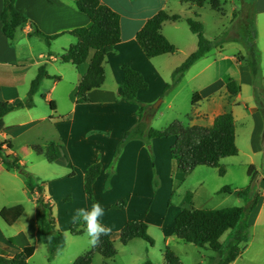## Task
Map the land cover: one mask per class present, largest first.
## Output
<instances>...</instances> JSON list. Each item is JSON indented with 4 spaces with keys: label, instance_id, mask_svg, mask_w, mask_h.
<instances>
[{
    "label": "crops",
    "instance_id": "crops-1",
    "mask_svg": "<svg viewBox=\"0 0 264 264\" xmlns=\"http://www.w3.org/2000/svg\"><path fill=\"white\" fill-rule=\"evenodd\" d=\"M78 1L16 0V9L29 22L21 26L15 40L10 41L2 29L1 14L4 0H0V100L8 103L24 102L32 82L42 67H45L50 76L42 80L34 96L32 108L16 110L4 117V128L0 129V143H11L13 150H8L7 146L5 149L24 167L26 162L20 158L22 150L26 148L31 150L32 146L49 143L60 145L73 168H69L63 159L52 163L61 169L54 172L55 176H51L47 181L45 188L47 199L56 192L51 182H60L65 188L67 199L73 201L76 196L80 201V208L91 210L93 202L99 203L107 213L105 218L100 219V223L108 229H112L113 224L117 231H121L126 223L133 220H143L149 225L154 216H159L154 213V201L148 208L151 194L155 192L156 199L161 189L166 188L165 184L168 183L171 189L174 187L175 166L172 147L176 143V137L132 140L123 147L117 158L118 148L126 132L139 122L140 104L152 106L158 99H162L161 104L155 109L154 117L162 115L161 107L167 103L168 109L173 108L172 102L191 70L175 88L166 93L168 85L172 84L174 71L182 65V60L175 57L180 52L179 45L182 39L188 42L187 52L184 54L187 58L194 53L196 47L193 37L184 34L181 24H187L186 20L189 18L181 16L178 7L182 8L184 4L193 5L183 0H174L173 3V0H100L103 5L120 14L122 40L115 51L106 57L104 64L106 80L102 88L95 89L89 94L90 103L78 104L73 102L72 95L79 84L80 75L75 66L61 61L64 52L77 43V39L70 33L92 25L90 18L78 10ZM162 11L182 17L178 22L164 23L162 28L163 35L176 46L177 52L148 59L137 41V34L151 18ZM254 16L258 31L256 44L261 52L260 64L263 65L264 0H255ZM36 29L47 36L57 38L49 45L34 34ZM125 64L141 73L148 83V89L138 93L137 100L140 104L118 98V89L124 82L122 66ZM208 68L209 65L206 64L193 78L201 76ZM211 87L210 85L204 90ZM196 94L199 98L195 105L192 100L194 120L191 126L212 127L215 119L226 113L224 106L210 105L207 109L211 111L208 112L204 107V101L208 96ZM170 96L172 99L169 100ZM228 96L232 99L230 95ZM233 115L236 117L235 112ZM255 118L260 135L263 132V125L259 111H255ZM97 163L102 165V170L93 187L92 202L84 191V181L86 171ZM156 180L160 182L158 187L155 185ZM23 194L31 196L33 203L38 206L36 195L30 194L23 178L17 172L8 171L0 161V212L4 208L24 203L21 200ZM16 195L22 196L16 198ZM123 199L127 200L128 205L122 210L123 213H117L112 209V205ZM134 202L137 207L131 210ZM258 204L261 205L260 214L264 207V194ZM26 211L25 208L22 217L14 224L20 226L18 231L12 236L0 237L2 251L0 255L12 258L25 247L34 246L35 253L29 259L30 262L45 245L40 237L39 209L37 227L32 236L34 240H31L29 230L22 221ZM180 213L175 215L174 226ZM73 217L74 215L70 216L69 225L75 222ZM258 218L259 216L256 217L254 224L258 222ZM160 220L164 227L167 220L165 218ZM248 221H251L250 217ZM56 226L58 228V225ZM166 237L168 244L175 235L173 233ZM250 245H247L243 254L233 264H238L243 259ZM98 256L95 257L94 264Z\"/></svg>",
    "mask_w": 264,
    "mask_h": 264
},
{
    "label": "trees",
    "instance_id": "trees-1",
    "mask_svg": "<svg viewBox=\"0 0 264 264\" xmlns=\"http://www.w3.org/2000/svg\"><path fill=\"white\" fill-rule=\"evenodd\" d=\"M198 8L210 5L211 9L221 13L223 10L222 0H183ZM78 10L86 14L92 21L91 27L78 28L71 32L77 39V43L67 49L61 56V61L75 66L80 75L79 84L72 95V100L78 104L90 103L89 94L100 89L105 83L106 72L104 68L108 54L115 51L116 46L121 42V16L100 0H79ZM199 17V16H197ZM182 19L180 15H170L162 11L151 18L137 34V41L148 59H154L163 55L176 54L177 48L170 43L163 35L162 28L166 22H178ZM2 29L4 35L14 41L18 29L27 24L28 19L16 9V0H4V8L1 14ZM191 32L198 37V49L191 54L187 60L173 73L172 84L168 85L166 93L175 88L184 78L185 74L194 66L196 62L204 58L214 48L223 44V41L213 42L204 36V25L198 20L189 18L186 20ZM255 25V22L252 23ZM34 34L51 44L57 37L47 36L38 29ZM257 33L254 30L252 42H242L237 35L234 40H240L247 52V62L251 73L257 75L261 62V52L256 45ZM255 39V40H254ZM243 40V39H242ZM246 58V57H245ZM124 82L118 89V98L129 103L140 104L137 100L138 93L148 89V83L143 75L133 70L129 65L122 66ZM50 78L45 67H42L35 80L32 82L30 91L24 102L8 103L0 100V129L4 128L3 119L13 111L32 108L34 106V96L37 94L42 80ZM228 94L237 97L241 93V87L235 82L227 84ZM198 94L193 97V104L197 103ZM54 109L53 103H51ZM140 120L135 127L126 132L123 141L118 148L117 158L123 147L132 140H147L154 138L176 137V143L172 147L174 156V178L177 183L183 182L185 178L193 173L198 167L206 166L219 170L221 175L226 171L221 166V161L235 157L239 154L236 144V121L232 112L219 115L212 127L186 126L183 122L176 120L167 128L157 130L150 127V121L155 116V109L152 106L140 104ZM13 150L11 143H0V161L8 171L17 172L24 180L30 194L36 195V202L39 208V230L42 243L48 250V260L52 261L66 246V235L56 226L52 203L46 198V183H39L33 173L27 171L20 161L14 158L5 149ZM39 157H44L48 163L52 164L63 159L69 168H73L68 161L62 147L56 143L47 145H36L31 147ZM102 165L100 163L92 165L85 174L84 191L90 199H93V187L101 174ZM255 170L250 169V176L253 177ZM157 180L155 182L156 187ZM222 193L232 194L230 187L221 190ZM240 196L250 195L251 187L236 191ZM255 200L252 208L257 205ZM126 201L113 205V209H125ZM25 207L21 204L7 207L0 212V218L9 226H13L24 214ZM245 218V211L242 207H231L218 210L203 209H183L176 218L174 226L175 237L188 244L199 247H208L219 254L221 261L219 264H233L242 254L240 244L243 242L241 235L225 246L221 239L226 232L237 229ZM106 228V227H105ZM108 229V228H106ZM149 226L143 220H133L125 224L119 233V240L122 245L127 246L136 239L144 240L153 244L152 238L148 234ZM70 234L79 237L85 234V224L83 221H75L70 227ZM35 247H25L14 257L8 258L0 255V264H28L29 259L34 255ZM114 233L110 230L108 235H102L100 242L96 246L79 256L73 264H94L97 255L104 260H111L117 256ZM166 264H183L181 259L169 248L165 251ZM145 264H153L146 262Z\"/></svg>",
    "mask_w": 264,
    "mask_h": 264
},
{
    "label": "rangeland",
    "instance_id": "rangeland-1",
    "mask_svg": "<svg viewBox=\"0 0 264 264\" xmlns=\"http://www.w3.org/2000/svg\"><path fill=\"white\" fill-rule=\"evenodd\" d=\"M222 7L221 13L212 10L209 5L203 8L189 4H184L182 8L178 7L181 10L180 15L184 18H192L203 23L204 36L208 40L223 41V44L214 48L194 68H191L172 102L173 108L168 109V103L163 105L161 107L162 115L153 117L150 127L162 130L176 120L183 122L186 126H191L194 120L193 96L196 93L205 94L208 98L204 101V107L208 112L211 111L207 109L208 106L213 104L223 105L224 112H235L236 144L239 154L221 161V166L226 171L225 175H221L218 169L201 166L188 175L183 182L177 183L174 178L172 189L169 188L168 183L165 184L166 188L161 189L162 191L156 199L155 192H153L148 208L154 201V213L167 220L163 227L158 215L151 219L152 222L148 225V234L152 238L153 244L136 239L124 246L119 240L120 231H117V228L112 224L110 230L114 233L117 256L111 260H104L98 256L95 264H103V262L107 264H145L146 262L166 264L164 255L167 248L172 250L183 264H219L220 255L208 247L188 244L175 237L167 244L166 236L174 233L175 215L185 208L218 210L231 207H242L245 211V218L237 229L226 232L221 242L228 246L238 234L241 235L244 238L240 244L241 253L243 254L247 245H251L238 264H264V207L259 214L261 205L258 204L260 197L264 194V63L260 64L258 74L253 75L247 62L246 48L242 43L253 41L254 30L258 36L254 16L255 0H222ZM253 21L255 25L252 24ZM181 27L184 34L193 37L196 44L193 51L195 52L198 48L197 35L191 32L187 24L183 23ZM237 35L242 42L232 39ZM187 44L188 42L182 39V43L179 45L180 52L175 56L182 60L181 64L187 59L184 55L187 52ZM206 64L209 65L206 72L193 78ZM230 81H235L241 87L240 95L238 97L230 96L232 99H229L227 91V84ZM210 85L211 89L204 90ZM170 99L172 96L169 97ZM161 102L162 99H158L152 105L153 109L158 108ZM255 111H259L262 119L263 132L260 135ZM20 158L26 162L27 171L33 173L39 183L47 184L51 176H55L54 172L61 169L37 156L29 148L20 152ZM251 167L255 170L253 177L250 176ZM157 182L160 186L159 180ZM61 185L60 182H51V186L56 188V192L54 195H50L49 200L52 203L56 225L66 235V246L52 261L48 260L47 248L42 246L35 258L28 262L29 264H73L79 256L92 248L86 235L74 237L70 234V216L74 215L81 204L76 196L72 199L73 201L67 199L65 188ZM248 186L251 187V192L247 197L240 196L236 192L244 190ZM225 187H230L233 193H222L221 190ZM21 196L16 195V198ZM21 200L24 202L21 205L27 210L22 221L29 230L31 240H34L32 236L37 227L39 208L29 195L23 194ZM90 200L93 202V199ZM255 200H258V205L252 208ZM122 201L127 202L126 199H123L116 203ZM135 207H137L136 202L133 203L131 210ZM113 210L123 213L124 209ZM106 214L104 212L100 219L105 218ZM257 216H259L258 222L254 224ZM249 217L251 218L250 222L248 221ZM19 227L9 226L0 218V237L14 235ZM0 252H2L1 249Z\"/></svg>",
    "mask_w": 264,
    "mask_h": 264
},
{
    "label": "clouds",
    "instance_id": "clouds-1",
    "mask_svg": "<svg viewBox=\"0 0 264 264\" xmlns=\"http://www.w3.org/2000/svg\"><path fill=\"white\" fill-rule=\"evenodd\" d=\"M104 215V209L99 203H93L91 210L84 208L77 209L73 220L83 221L85 224V234L89 238L92 246H96L100 242L102 235H108L110 229H106L100 223V217Z\"/></svg>",
    "mask_w": 264,
    "mask_h": 264
}]
</instances>
